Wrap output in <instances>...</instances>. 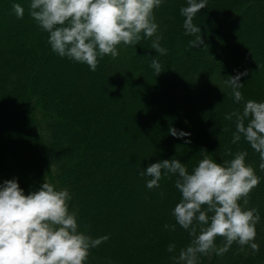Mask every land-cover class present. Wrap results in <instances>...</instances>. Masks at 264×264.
<instances>
[{"label": "trees", "instance_id": "obj_1", "mask_svg": "<svg viewBox=\"0 0 264 264\" xmlns=\"http://www.w3.org/2000/svg\"><path fill=\"white\" fill-rule=\"evenodd\" d=\"M14 4L24 8L23 18L14 20ZM29 4L0 0V185L12 173L25 194L43 182L68 189L79 231L108 236L85 264H177L173 257L193 239L172 214L182 198L179 176L162 172L160 186L149 189L138 171L174 158L191 173L205 155L223 164L246 151L245 163L260 178L246 205L261 217L253 241L259 251L234 242L220 253L225 239L217 237L216 250L199 264H264V159L243 136L232 143L235 117L225 116L244 103L224 84L257 71L241 77L240 91L244 101H264V42H256L264 39V0H208L193 21L204 38L199 48L190 46L195 37L183 28L187 0H163L153 10L157 33H141L136 45L121 43L114 58L98 57L95 71L53 52ZM253 4L259 15L249 13ZM157 37L166 55L152 48ZM153 58L163 66L159 76ZM130 78L135 88L127 86ZM169 127L190 136L175 138ZM89 210L95 213L86 216Z\"/></svg>", "mask_w": 264, "mask_h": 264}, {"label": "clouds", "instance_id": "obj_2", "mask_svg": "<svg viewBox=\"0 0 264 264\" xmlns=\"http://www.w3.org/2000/svg\"><path fill=\"white\" fill-rule=\"evenodd\" d=\"M163 0H30L29 14L49 34L48 43L53 52L77 62L86 63L95 71L98 57L118 55L117 46L136 45L157 33L153 10ZM208 0H187L181 8L185 17V35L194 36L190 46L204 45L201 28L194 24V17L205 9ZM18 18H23L24 8L13 5ZM159 37L152 48L161 55L167 50L160 46ZM155 76L163 72L158 59L151 60ZM247 71L224 79L231 88L235 102H243V110H235L225 116L235 117L236 131L232 143L241 136L251 148L264 159V101H244L240 89L241 77ZM250 118V119H249ZM248 121L247 125L245 121ZM175 138L190 136V133L169 127ZM185 140V144L190 143ZM207 153L206 151H203ZM248 153L237 152L223 164L208 155L189 173L179 160L171 158L150 164L138 171L148 177L146 186L158 188L162 172L178 174L176 188L182 198L173 210L176 223L193 237L192 242L179 253L177 264H199V257L216 250L217 237L225 239L220 253L228 251L234 243L249 245L253 253L259 251L255 242L256 225L260 214L255 208H247L248 195L260 178L254 168L245 163ZM264 169V163L260 165ZM72 197L68 189L57 190L43 182L35 191L25 194L17 179L5 180L0 185V264H85L89 251L108 240V236L92 238L79 231L77 213L69 210ZM243 200L244 207L240 201ZM169 225H165L168 228ZM175 229V225H172ZM174 244L167 248L173 252Z\"/></svg>", "mask_w": 264, "mask_h": 264}, {"label": "rangeland", "instance_id": "obj_3", "mask_svg": "<svg viewBox=\"0 0 264 264\" xmlns=\"http://www.w3.org/2000/svg\"><path fill=\"white\" fill-rule=\"evenodd\" d=\"M259 7H258V5H252L251 7H250V9H249V13L250 14H258L259 15V9H258ZM12 16L14 17V20L16 19V14H15V12H13V14H12ZM11 24L12 25H15L16 24V21H14V22H11ZM262 34H263V37H264V28L262 29ZM257 43H261V42H264V39H261V40H257L256 41ZM141 44V43H140ZM188 56H192V54L190 53V52H187L186 53ZM57 56L58 57H60L61 59H63V61H70V59L71 58H68V57H61V56H59L58 54H57ZM71 60H73V59H71ZM76 62V66L77 67H81L84 63H82V62H77V61H75ZM50 68V67H49ZM258 74V72L256 71V72H254V70H250V71H247V75H245V76H243L244 78L245 77H251V76H253V75H255V74ZM127 86H131V87H136V82L135 81H133L131 78L129 79V81H128V83H127ZM115 91L117 92V90L115 89ZM8 178L9 179H13L14 178V176L12 175V173H9L8 175ZM90 212H91V214H93V213H95V211L94 210H89V212H87L86 213V216H88V215H90ZM96 215H98V214H96Z\"/></svg>", "mask_w": 264, "mask_h": 264}]
</instances>
